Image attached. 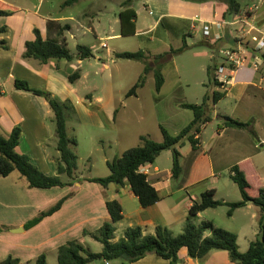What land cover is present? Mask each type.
I'll use <instances>...</instances> for the list:
<instances>
[{
    "label": "crops",
    "instance_id": "0c3cea01",
    "mask_svg": "<svg viewBox=\"0 0 264 264\" xmlns=\"http://www.w3.org/2000/svg\"><path fill=\"white\" fill-rule=\"evenodd\" d=\"M141 2L149 11V14L155 18L154 24L152 27L139 31V12L134 9L137 13V31L134 36L152 35L158 31L163 23L167 22L168 25L166 26L165 24V27L169 33L173 32L176 37H182V39L185 36L193 37L195 33L189 32V30L193 28L197 18L202 21H220L227 10V6L223 3L211 1V4L215 7L214 17L207 19L202 18L199 7H195L191 3H179L178 0H141ZM6 3L19 11L13 16H0V28L8 27L7 35L0 36V41L4 38L7 40L5 46L8 47V49H4L3 47L5 46L0 44V77L1 79L6 78L4 82H0V132L8 138L13 129L19 127L22 130V137L19 147H17V152L29 156L31 162L37 165L44 174L54 176L57 172L56 160L59 158V152L57 151V145L53 144L52 148V144L48 145L47 142L48 138H53V135L56 136L55 116L54 119L51 117V123L47 121L48 117L52 114L54 115V113L46 98L31 94V92L17 90L15 80L26 81L35 89L48 90L62 102H71L78 115H91L92 113L88 109L84 108L81 110L78 107L81 105L80 101L83 100L77 96L76 84L88 75L84 67H82L83 62L91 59L98 62L101 58L96 56V49L91 47L94 53L93 57L84 61H81L78 55L76 57L73 55L77 60L76 62L73 58L71 61L52 60L46 64H40L37 61L24 59L23 53L26 51V42L35 40V29L40 31L44 39L49 37L59 41V38L63 37L67 43V37L64 36V32L61 36L58 35L62 28L67 25L70 26L69 32L74 30V26L66 23L73 21L75 16L64 12V8H66L64 7L65 2L54 13L41 14V10L39 11L37 8L36 11H32L33 18L30 21L29 14L23 13L22 8L15 3H10V1ZM88 13L91 14L90 12ZM22 14L24 15L23 17H21ZM39 18L46 25L45 33L37 24ZM50 21L51 24H49ZM119 22L121 24L120 17ZM81 23L87 24L89 29L95 33L97 39H100L93 21L86 23L82 20ZM83 24L81 27H83ZM29 33L30 35H28ZM119 35L120 33L109 36L107 39H114ZM154 39L157 40L156 38ZM102 46L104 49L109 48L104 42ZM111 53L108 52L107 55L109 56ZM69 62L71 65L68 64ZM78 69L81 71L82 77L74 83H70L68 77ZM256 72L251 68L242 67L236 71L234 79L229 85L222 87L219 84V87L215 85H212V87L215 91L226 92V96L222 100L217 104L214 103L215 108L224 101H234L229 117L240 119L244 122L254 119L255 130L260 143H256L244 130L236 128L222 130L218 128L212 142L205 146L201 137L203 131L201 128V133L196 137L200 143L198 149H194L191 145L186 152L180 151V163L183 169L176 179L172 175V170H163L160 167L157 163L158 159L154 164H146L140 168V171L148 176L149 182L159 191L162 197L158 203L151 207H143L129 186L120 187L112 184L108 188H104L97 183L80 181L82 177H79L77 179L79 181L74 182L72 186L30 189L29 183H14L12 180L13 174L7 178L0 176V187L3 184L9 186V189H7L8 200L10 201L8 206L23 211V215L12 218L11 224L13 225L10 228L21 231H11V233H23V237L15 238L16 242L8 256L12 255L15 258H20L24 264L29 263V260L37 259L42 253L55 252L57 254L58 248L72 239L80 240L82 245L89 249L87 245L91 242L90 240H97L89 235L83 236V232L87 230L94 233L107 220H110V214L106 206V202L110 200H118L124 210V220L116 224L117 230L113 242H118L124 237L126 229L136 226L142 227L146 235H154L158 226L167 227L174 235L175 229L184 230L191 206L202 199L204 192L214 190L216 196L217 194L219 195L221 188L227 189V191L232 189L230 186H234L232 184L236 183L230 179V175L228 179L231 183H226L227 181H224L223 177L237 164L243 163L247 177L255 187V190L264 188V108L261 113L256 111L255 105L253 106V99L258 95L253 98L249 95L251 89L257 90L264 95L262 86L264 84V74L261 77V82L255 83L254 73ZM87 98L90 100V106H94V102H102V98H94L93 95H89ZM99 111L102 112L107 122L116 121L118 109L114 111L113 118L111 113L105 111L102 107L99 108ZM214 112V114L211 113L212 121L216 118L218 119L219 115L228 116L217 113L216 110ZM206 126L207 124L203 128ZM98 127L103 128L104 126L99 123ZM141 135L144 134H137L139 141ZM162 141L163 137L162 140L157 139V142ZM45 145H47L46 148ZM49 157L51 160H49ZM204 160L207 162L209 175L200 177L199 171ZM205 179H213L215 185L210 189L206 186L200 193H196L194 188ZM64 180L67 181V178H64ZM68 195L70 196L57 213L46 217L30 230L24 228V224L27 221L37 217L40 212L47 210L51 206L53 207L59 200ZM221 201L228 203L227 198ZM253 207L256 209L253 204L238 208L234 211L231 219H234L240 212L246 218L247 211L248 213L252 211L253 219H255L257 214L254 212ZM210 209L214 208H208L200 213L196 222H203L205 213ZM256 210L259 219V209ZM212 221L219 228L218 224H216L217 222L215 220ZM124 223L126 224L122 227ZM121 227L123 234L119 236L117 232ZM206 235L208 236L210 233L207 232ZM179 257V264H236L231 261L226 251H212L206 259L200 261L191 258L187 249L182 248L179 252ZM91 264L170 263L169 260L153 254L135 263L122 262V260L118 259L113 261H95Z\"/></svg>",
    "mask_w": 264,
    "mask_h": 264
},
{
    "label": "rangeland",
    "instance_id": "374dc122",
    "mask_svg": "<svg viewBox=\"0 0 264 264\" xmlns=\"http://www.w3.org/2000/svg\"><path fill=\"white\" fill-rule=\"evenodd\" d=\"M4 1H10V3L18 5L23 9V13L29 14L31 21L33 18L32 11H36L37 8L39 11L41 10V14L54 13L67 0ZM124 1L80 0L74 6L64 8L66 14L75 16L73 21L66 23L74 26V30L72 32L68 30L64 31L71 54L75 57L79 54L78 45L80 44L93 47L96 49V56L101 58L98 62L94 59L83 62L82 67H84L88 75L76 84L77 96L83 100L80 101L81 105L78 107L81 110L84 108L88 109L92 114L82 116L78 115L76 110L75 112L72 109L66 111L68 131L78 140V145L73 148L78 157V170L76 174L78 179L82 177L80 181L83 182V179L107 177L111 173L107 166V161H112L115 157L121 155L123 151L139 145L141 141L137 138L138 133L147 135L151 140L157 142V139L162 140L163 136L160 127L164 126L173 136L179 135L194 119L193 112L183 108L182 104L192 103L201 105L204 103L205 97L209 96L210 100L207 102L208 113L210 115L211 113L214 114V110H216L217 113L228 116H230L229 114H231V109L234 105V101H224L215 108L213 100L215 90L212 87L213 83L208 74V68L210 66L217 68L219 64L224 62L225 56L223 52L235 45L236 42L233 37H239L242 34L240 25L224 26L223 30H221L224 33L223 39L211 40L214 47L204 43L205 38L202 35L203 32L200 31V26L198 31L191 28L189 32H194L195 35L193 37H186L190 48L181 54L174 55L171 54L172 48L177 50L182 47L183 39L182 37H176L173 32L169 33L165 27V24L166 26L168 25L167 22L163 23L158 31L152 35L130 37L119 35L114 39H107V37L117 35L121 31L119 12ZM178 2L191 3L195 7H199L202 18L212 19L214 17L215 7L211 4L212 2L199 3L183 0H178ZM240 2L242 4L240 16L247 13L249 17H254L253 20L256 24L264 25V0H240ZM38 5L40 6L37 7ZM134 9L139 12V31L153 26L155 18L149 14V11L141 1L135 3ZM23 16L22 14L21 17ZM235 18L234 16L229 21H233ZM39 19L37 20V24L45 33L46 25L41 22V18ZM82 20L86 23L89 21L94 22L100 39H97V36L89 29L87 24L81 23ZM82 24L83 27H81ZM101 37L103 38L101 39ZM59 41L60 43H64L65 40L62 37L59 38ZM243 41L245 40L243 39ZM103 42L108 45V49H104L102 46ZM139 50H144L152 56L169 54L164 59L162 69L165 76V84L161 92L157 93L155 89V77L149 74L144 86L138 90L137 95L127 98L128 92L143 74L144 64L127 59H117L115 55L123 52L134 53ZM108 52L113 53L108 56ZM74 61L76 62L77 60L74 58ZM68 64L71 65L70 62ZM259 71L254 73L255 83L261 82V77L264 74V64L261 65ZM5 80V77L3 79L0 77V82H4ZM262 86L264 88V84ZM89 95H93L94 98H102V102H94V106H90V100L87 98ZM249 95L252 98L258 95L253 99V106L255 105L256 111L261 113L264 108V95L254 89L249 91ZM101 107L105 111L110 112L112 118L114 111L118 109L116 121L111 120L110 123L107 122L102 112L99 111ZM51 117L54 119V115L52 114L48 117V123H51ZM219 122L220 120L216 118L207 124L206 127L202 128L201 137L205 146L212 142L219 128ZM99 123H102L104 127H98ZM47 142L48 145L52 144L53 148V144L57 145L56 136L53 135V138H48ZM189 147H191V143L189 140H185V145L179 148V150L186 152ZM49 160H51L50 157ZM157 163L163 170H172V150L163 151ZM207 175H209V168L207 162L204 160L201 163L199 176L207 177ZM228 176L229 173H226L223 177L224 181L231 183ZM12 180L14 183L17 182L19 184L28 183L27 179L18 172L13 173ZM214 185L213 179H205L194 188V191L200 193L206 186L210 189ZM232 185L234 186H230L232 187L230 191L221 188L219 195H214V199L222 202V199L227 198L228 203L243 200L238 185ZM7 189H9L7 184H3L0 187V226L3 227V230L0 232V264L12 252L13 245L16 242L15 238L23 237V233H11L13 231L10 228L13 225L11 224L12 218L23 215V211L8 206L10 201L8 200ZM253 208L257 214L255 219H253L252 211L251 213L247 211L246 218L240 212L234 219H231L228 215L230 208L224 205L207 211L203 221L215 220L219 228L236 233L239 237V250L241 253H245L251 243L260 238L259 219L256 210L258 208ZM14 210L16 211L14 212ZM200 223L196 222L198 225ZM122 227L117 232L119 236L123 234ZM182 232V230L177 228L174 230V236H178ZM90 241L87 247L93 252H100L102 249L101 243L93 240ZM46 254L48 264H58L55 252H46ZM36 261L37 259L34 258L25 264H36Z\"/></svg>",
    "mask_w": 264,
    "mask_h": 264
},
{
    "label": "trees",
    "instance_id": "16d2710c",
    "mask_svg": "<svg viewBox=\"0 0 264 264\" xmlns=\"http://www.w3.org/2000/svg\"><path fill=\"white\" fill-rule=\"evenodd\" d=\"M141 0H126L123 3L119 17L121 21V36H134L137 31V13L134 10V4ZM199 3H207L211 1L220 2L227 6V10L223 14V19L229 21L230 18L239 15L242 10L240 0H184ZM79 0H67L64 7L73 6ZM19 10L10 4L0 0V16H13ZM51 24V21L49 22ZM70 29L67 25L62 28L60 34ZM8 27L0 28V36L7 35ZM35 40L26 42V51L23 53V58L27 60L37 61L40 64H46L52 60H73L66 41H60L52 38L44 39L39 30L35 29ZM204 43L214 47L209 38L204 37ZM236 41V40H234ZM7 40L4 38L0 44L5 46ZM8 49L7 46L3 47ZM186 36L183 37V46L177 50L172 48L171 54H181L189 49ZM78 57L81 61L93 57V49L86 45H78ZM169 54H160L152 56L144 50H139L134 53H117V59H127L129 61H137L144 64V71L137 80L132 89L128 92L127 98L136 96L140 88L146 82L148 75L155 77V89L160 93L164 84L165 76L163 74L164 59ZM171 56V55H170ZM264 63V55H263ZM216 67L210 66L208 74L212 79L213 85L219 87V83L215 79ZM82 77L81 71L78 69L68 77L70 83H74ZM15 87L17 90L31 92V94L41 96L47 99L50 108L55 116L57 151L59 158L56 160V174L46 175L40 168L35 166L30 157L17 152L19 147L22 130L19 127L13 129L10 136L7 138L0 132V176L9 177L14 172L24 176L30 189H51L57 187L72 186L74 182H78L76 174L78 170V157L74 149L78 145V140L71 135L67 128L66 111L75 109L71 102H62L48 90L32 88V86L23 80L16 79ZM226 96V92L216 90L213 95L214 103L217 104ZM209 96L205 97L204 103L201 105L185 103L182 107L189 109L194 114V119L188 127L183 129L177 136H173L164 126L160 127L163 141L155 142L147 135H141V143L133 148L123 151L121 155L115 157L112 161L107 162L110 174L107 177L83 179L92 183L100 184L104 188L115 184L120 187L129 186L137 196L140 204L143 207H151L161 200L159 191L151 185L148 176L140 171V168L146 164L151 165L156 162L163 151L172 150L173 168L172 175L176 179L182 173V165L180 163L181 153L179 148L185 145V140H189L194 149H198L200 143L196 137L201 133V128L212 121V116L208 113L207 102ZM219 128H236L247 132L256 143H260L256 132L255 120L248 122L236 119L229 116H218ZM230 179L235 182L242 194L243 200L232 203H223L214 199L215 191L209 190L202 194L200 201L193 203L190 209L187 222L184 230L178 236H174L170 229L163 226H158L154 235L144 234L143 228L140 226L129 227L124 232L118 242H113L116 224L124 220V210L122 204L118 200H110L106 202L107 209L110 214V220H107L100 229L96 232L84 230L83 236H92L101 243L103 249L100 253L92 252L82 245L78 239L69 240L61 245L57 250L58 264H91L95 261H113L122 260V262L135 263L149 255H157L158 257L169 260L170 264H179V252L182 248H186L188 255L194 260H204L212 251H226L232 262L236 264H264V188L255 190V187L250 183L248 175L243 163L237 164L230 169ZM67 178V181L64 178ZM70 195L59 200L53 207L40 212V214L27 221L24 228L32 229L38 225L43 219L57 213L64 202ZM249 204L255 205L259 209V228L260 238L253 241L245 253L239 250L238 235L228 230L218 228L213 221H203L196 225V219L199 214L208 208H219L224 205L229 206V217L238 208H244ZM3 227L0 226V232ZM209 232L210 235H206ZM1 264H24L20 258H15L9 255L8 258ZM36 264H48L47 254L42 253L36 261Z\"/></svg>",
    "mask_w": 264,
    "mask_h": 264
},
{
    "label": "built area",
    "instance_id": "2783aa9c",
    "mask_svg": "<svg viewBox=\"0 0 264 264\" xmlns=\"http://www.w3.org/2000/svg\"><path fill=\"white\" fill-rule=\"evenodd\" d=\"M235 17L233 21L223 19L202 21L197 18L196 23L193 24L194 30L198 31L200 26L203 37L210 40L223 39L224 33L221 30L224 26L240 25L241 36L234 37L235 45L223 52L224 62L219 64L215 70L216 82L222 87L233 81L234 74L238 69L245 67L259 71L261 65L264 64L262 59L264 55V25L256 24L247 13Z\"/></svg>",
    "mask_w": 264,
    "mask_h": 264
},
{
    "label": "water",
    "instance_id": "95a60500",
    "mask_svg": "<svg viewBox=\"0 0 264 264\" xmlns=\"http://www.w3.org/2000/svg\"><path fill=\"white\" fill-rule=\"evenodd\" d=\"M14 232H18V231H21V230H13ZM22 231H23V229H22Z\"/></svg>",
    "mask_w": 264,
    "mask_h": 264
}]
</instances>
